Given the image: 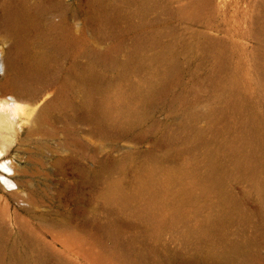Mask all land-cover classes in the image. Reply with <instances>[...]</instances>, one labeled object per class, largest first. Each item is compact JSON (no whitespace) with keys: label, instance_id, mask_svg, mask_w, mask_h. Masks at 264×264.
Segmentation results:
<instances>
[{"label":"rangeland","instance_id":"374dc122","mask_svg":"<svg viewBox=\"0 0 264 264\" xmlns=\"http://www.w3.org/2000/svg\"><path fill=\"white\" fill-rule=\"evenodd\" d=\"M0 35L52 98L0 264H264V0H0Z\"/></svg>","mask_w":264,"mask_h":264},{"label":"bare ground","instance_id":"6f19581e","mask_svg":"<svg viewBox=\"0 0 264 264\" xmlns=\"http://www.w3.org/2000/svg\"><path fill=\"white\" fill-rule=\"evenodd\" d=\"M4 38L0 35V41ZM0 126H6L9 133L4 139V145L0 146V180L8 187L12 188L16 185L15 176L11 177L7 172L11 170L14 173L17 164L11 160L8 161L6 148L14 141V122L13 119L21 116L25 121H31L32 126L39 123L43 117L45 110L52 102V98L48 99L47 93H34L29 95V91L13 79V75L17 72V62L11 56V47L8 48L5 57H0ZM19 65V64H18ZM31 114V112H33Z\"/></svg>","mask_w":264,"mask_h":264},{"label":"water","instance_id":"95a60500","mask_svg":"<svg viewBox=\"0 0 264 264\" xmlns=\"http://www.w3.org/2000/svg\"><path fill=\"white\" fill-rule=\"evenodd\" d=\"M0 71H1V64H0ZM38 93H46V91L45 90H41L40 92H38Z\"/></svg>","mask_w":264,"mask_h":264}]
</instances>
